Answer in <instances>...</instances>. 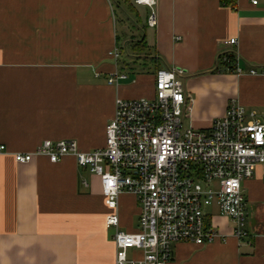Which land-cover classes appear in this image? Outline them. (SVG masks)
Segmentation results:
<instances>
[{
    "label": "crops",
    "instance_id": "obj_1",
    "mask_svg": "<svg viewBox=\"0 0 264 264\" xmlns=\"http://www.w3.org/2000/svg\"><path fill=\"white\" fill-rule=\"evenodd\" d=\"M153 10L151 28V9L134 0H0V264H114L98 177L72 157L12 155L45 141L103 148L115 99L151 98L156 70H183L193 129H208L231 101L264 118V77L215 72L230 39L240 68L264 66V0H156ZM116 70L125 79L107 84ZM262 174L258 166L242 185L248 238L233 237L213 206L207 220L225 242L174 244L170 264H264ZM138 215L136 199L119 195V230L137 232Z\"/></svg>",
    "mask_w": 264,
    "mask_h": 264
},
{
    "label": "built area",
    "instance_id": "obj_2",
    "mask_svg": "<svg viewBox=\"0 0 264 264\" xmlns=\"http://www.w3.org/2000/svg\"><path fill=\"white\" fill-rule=\"evenodd\" d=\"M134 3L151 9L146 22L155 27L156 0ZM236 42H223L229 49L221 55L223 60L228 62L226 56H232L228 71L237 77H264V66L239 67ZM110 55L118 68V50ZM184 75L181 69H158L151 98H116L103 148L83 152L73 140L45 141L33 152L12 155L17 164H28L35 157L56 164L72 157L79 168L98 177L110 211L105 228L114 230V264H170L174 244L225 242L226 236L207 220V210L213 206L230 222L233 237L239 241L249 237L242 185L258 166L263 168L264 185V118L231 101L208 129L187 126L184 119L191 97L182 83ZM125 77L116 70L107 77V84L115 85ZM121 194L132 195L138 203L137 232L119 230Z\"/></svg>",
    "mask_w": 264,
    "mask_h": 264
},
{
    "label": "trees",
    "instance_id": "obj_3",
    "mask_svg": "<svg viewBox=\"0 0 264 264\" xmlns=\"http://www.w3.org/2000/svg\"><path fill=\"white\" fill-rule=\"evenodd\" d=\"M220 3L222 5L234 7L235 6V0H220ZM226 60L230 62L232 60V56H226ZM228 62H225L222 58V56H219L218 62H217V68L215 69V72H227L230 73L229 71L232 70V67L228 64ZM229 70V71H228Z\"/></svg>",
    "mask_w": 264,
    "mask_h": 264
},
{
    "label": "rangeland",
    "instance_id": "obj_4",
    "mask_svg": "<svg viewBox=\"0 0 264 264\" xmlns=\"http://www.w3.org/2000/svg\"><path fill=\"white\" fill-rule=\"evenodd\" d=\"M142 18H143V16H142ZM120 29V28H119ZM121 36V35H120Z\"/></svg>",
    "mask_w": 264,
    "mask_h": 264
}]
</instances>
